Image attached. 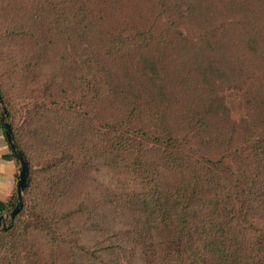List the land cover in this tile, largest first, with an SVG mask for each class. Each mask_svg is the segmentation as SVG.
<instances>
[{
    "label": "trees",
    "instance_id": "obj_1",
    "mask_svg": "<svg viewBox=\"0 0 264 264\" xmlns=\"http://www.w3.org/2000/svg\"><path fill=\"white\" fill-rule=\"evenodd\" d=\"M146 1L158 12L134 24V78H108L131 98L125 113L100 108L92 118L93 101L117 99L103 90L108 80L93 52L70 63L61 55L56 74L40 68L44 89L35 96L31 88L24 121L12 130L29 179L21 209L0 231V264L7 255L8 264H48L32 249L33 236L84 251L81 234L96 215L84 203L91 200L132 213L134 264H264V0ZM33 3L26 30L11 20L7 38L28 43L36 28L47 34L65 19L66 0ZM228 89L240 97L237 118ZM21 127L31 143L21 140ZM90 172L102 175L100 192L85 188L62 206ZM42 179L48 191L39 196ZM14 197L0 200V215ZM27 211L32 218L22 219ZM154 236L164 241L152 243Z\"/></svg>",
    "mask_w": 264,
    "mask_h": 264
},
{
    "label": "rangeland",
    "instance_id": "obj_2",
    "mask_svg": "<svg viewBox=\"0 0 264 264\" xmlns=\"http://www.w3.org/2000/svg\"><path fill=\"white\" fill-rule=\"evenodd\" d=\"M1 1L5 5L9 4V10L7 12L0 11V88L5 94V99H2V102L6 110L8 108L10 110L9 116L7 112V117L13 131L18 133V128L24 121L31 88L35 87L36 90L33 93L35 96H39L44 89L43 84L46 77L43 80L40 77L45 74V71L40 68L45 66L56 74L57 71L59 72L58 64H60L61 55L65 57V59L62 57L64 62L70 63L69 60L86 59L88 53L93 52L95 59L100 61L99 68H102L103 76L106 81L108 80L107 86L103 90L106 93L117 95V99L112 96L100 97L93 101L90 104L94 110L92 118H95V111L100 108L113 116L115 115V106L120 109L121 113H125L127 108H130L131 98L126 97L122 87L123 83L118 85L116 79L108 78L117 76L122 79L126 75L129 78H134V24L137 22L138 16L150 21L155 19L158 9L152 2L146 0H94L91 2L66 0V7H64L66 15L63 22L58 23L60 25L53 24L52 31L47 34V29L44 33L36 28L38 36L33 33V40L27 43V37L24 38L22 35L17 40L7 38L5 28L10 27L9 22L13 20L18 28L22 27L25 31L27 25L30 24L27 15L36 6L35 3L33 0ZM68 6L70 8L67 10ZM97 16L99 17L96 22L93 21ZM161 17L164 21L167 18L165 13H161ZM7 24L9 26H6ZM72 26L76 29L71 30ZM14 64L18 66L16 67L17 72H13ZM20 68L21 70H19ZM37 75L39 79H37ZM32 76L36 77V81L42 80V86H37L32 82L26 87L24 82L30 80ZM224 94L231 106L233 117L237 118L238 114L242 115L243 112L234 108L240 100L239 95L230 89L226 90ZM109 100H111L110 103H108ZM120 111L118 110V112ZM19 132H21V140H25L26 144L33 141L27 127H21ZM18 171L19 164L17 162V173L12 189V195L14 194L15 197L11 202L16 200L15 185ZM89 175V178L88 174L84 176L80 185H77L73 191L66 192L67 197H70L69 202H63L62 206H70L72 204L70 202H73L85 188L89 190L94 188L98 193L100 192L102 175L94 172H90ZM108 178L109 175L104 176V183H112L111 187H114L115 183ZM41 182L44 188L39 189L41 192L39 196L43 194L42 192L48 191L44 179ZM78 200L80 202L79 198ZM101 200L103 199L101 198ZM84 203L96 214L95 217L93 216L87 221L84 234H81L79 242L85 245L84 251L68 249L64 245H52L49 239L38 236L30 237L32 249L36 253L42 250V255L48 264H134V241L130 240L131 236L134 237V216L132 213L122 210L115 203L110 206L101 203V205L99 204L100 209L92 200L84 201ZM10 208L12 209L11 203L3 212L6 228L12 222L8 215L11 211ZM21 218L30 219L32 213L27 211L21 215ZM157 235H159L158 237L166 236L164 233ZM68 239L70 236L66 237V240ZM156 239L157 237L154 236L152 243L158 244L164 241H155ZM0 246L2 248L0 260H2L4 252L3 246ZM69 251H71V255H69ZM9 259L12 258L7 255L3 264H8Z\"/></svg>",
    "mask_w": 264,
    "mask_h": 264
},
{
    "label": "water",
    "instance_id": "obj_3",
    "mask_svg": "<svg viewBox=\"0 0 264 264\" xmlns=\"http://www.w3.org/2000/svg\"><path fill=\"white\" fill-rule=\"evenodd\" d=\"M0 123L2 125L5 138L7 140L8 146L10 147L15 159L19 163V171L17 176V181L15 185V194L16 200L11 202L12 209L9 212V220H13L15 215L19 212L23 205V191L28 184V175H29V162L24 154V152L18 147L10 122L7 117V110L2 102V98L0 96ZM3 219V213L0 215V230L5 229L7 227Z\"/></svg>",
    "mask_w": 264,
    "mask_h": 264
},
{
    "label": "crops",
    "instance_id": "obj_4",
    "mask_svg": "<svg viewBox=\"0 0 264 264\" xmlns=\"http://www.w3.org/2000/svg\"><path fill=\"white\" fill-rule=\"evenodd\" d=\"M4 131L0 126V200L7 201L12 196L17 173V161L11 156Z\"/></svg>",
    "mask_w": 264,
    "mask_h": 264
},
{
    "label": "bare ground",
    "instance_id": "obj_5",
    "mask_svg": "<svg viewBox=\"0 0 264 264\" xmlns=\"http://www.w3.org/2000/svg\"><path fill=\"white\" fill-rule=\"evenodd\" d=\"M17 161V160H16ZM19 164V163H18ZM11 209V208H10ZM4 215V214H3Z\"/></svg>",
    "mask_w": 264,
    "mask_h": 264
},
{
    "label": "flooded vegetation",
    "instance_id": "obj_6",
    "mask_svg": "<svg viewBox=\"0 0 264 264\" xmlns=\"http://www.w3.org/2000/svg\"><path fill=\"white\" fill-rule=\"evenodd\" d=\"M2 220H4V217H3V219Z\"/></svg>",
    "mask_w": 264,
    "mask_h": 264
}]
</instances>
